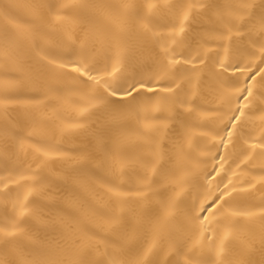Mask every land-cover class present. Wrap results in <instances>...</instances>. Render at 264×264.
I'll return each instance as SVG.
<instances>
[{
  "label": "snow or ice",
  "instance_id": "6c2138e0",
  "mask_svg": "<svg viewBox=\"0 0 264 264\" xmlns=\"http://www.w3.org/2000/svg\"><path fill=\"white\" fill-rule=\"evenodd\" d=\"M6 7L0 264H264V0Z\"/></svg>",
  "mask_w": 264,
  "mask_h": 264
},
{
  "label": "bare ground",
  "instance_id": "6f19581e",
  "mask_svg": "<svg viewBox=\"0 0 264 264\" xmlns=\"http://www.w3.org/2000/svg\"><path fill=\"white\" fill-rule=\"evenodd\" d=\"M22 0H0V13H3L4 11H12L14 14L16 13L15 9H10L7 8L6 6H10L13 4L21 3ZM113 2H117V0H113ZM200 26H196V30H199ZM144 71H148L147 66L143 69ZM75 118V113L72 112L70 109L66 110L63 114V119L66 122H72ZM27 130V129H26ZM57 141H60L63 144V151L67 152L70 156H77L79 154L78 150H81L85 147H87V141L83 136L80 135H73V136H67V137H60L57 135L55 137ZM30 162V160H26L23 157H21V163L26 167L27 164ZM72 162L69 161L67 163L57 161L52 167L55 171L61 172L63 168L68 167ZM35 167V164L32 165ZM211 170V163H209V171ZM0 175H4L3 172H0ZM245 178L244 175L240 176V179L243 180ZM74 191L73 188H71L69 185L63 184V183H56L53 185V192H55L58 196L63 198L64 196H67L70 192ZM95 194L97 195L98 198L104 199L106 198L103 190L96 188L95 189ZM261 193H257V196H259ZM10 207V206H9ZM43 212L46 216L52 217L55 216V214L59 211V207L55 204L45 202L42 205ZM47 235L49 236H57L58 232H53L49 230L47 232Z\"/></svg>",
  "mask_w": 264,
  "mask_h": 264
}]
</instances>
